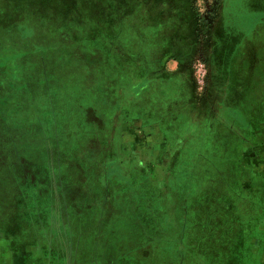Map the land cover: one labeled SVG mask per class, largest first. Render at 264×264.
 Returning a JSON list of instances; mask_svg holds the SVG:
<instances>
[{"label": "rangeland", "instance_id": "1", "mask_svg": "<svg viewBox=\"0 0 264 264\" xmlns=\"http://www.w3.org/2000/svg\"><path fill=\"white\" fill-rule=\"evenodd\" d=\"M148 1L0 0V231L8 228L3 221L10 224L24 216L16 207L23 203L21 197L28 199V209H33L31 204H47L51 209L54 203L46 186L53 183L55 191L66 199L60 205L57 201L56 206L74 212L71 218L81 217L76 226L78 244L88 252L96 251V264H188V250L193 249L196 236L203 238L205 264H240L253 250L256 230V236L264 238L258 231L260 225L264 228V124L255 123L264 119L261 110L255 114L258 105L251 98L249 103L232 104L234 111L243 107L248 122L235 121L232 129L199 127L196 131L204 137L198 134V138L185 141L177 166L171 160L160 178H153L152 171L133 156L118 154L120 129L141 113L146 115L153 107L171 108L175 112L170 116L176 113L175 119L170 117L174 126L188 119L191 104L188 86L183 87L174 77L164 78V82L154 76L140 79L138 87L148 88L143 98L131 96L127 90L120 92V84H136L130 73L148 62L158 68V56L165 49L159 44L160 36L171 35L164 26L160 28L164 21H159V16L167 8L151 7L149 16L153 18L148 24L142 20L147 19ZM193 5L198 17L194 24L201 30L198 40L206 53L195 60L208 64L209 48L215 45L212 29L218 22L238 39H264V30L259 29L264 22V0H194ZM155 28H160L161 34H156ZM221 30L214 34L216 40ZM151 49L156 52L152 57H141ZM115 61L131 66L119 77V84L110 86L109 69ZM194 88L200 95L196 99L201 100L202 91L196 83ZM132 109L134 115L124 114ZM232 112L227 118L236 120L238 112L235 116ZM251 112L257 119H252ZM160 114L166 113L161 110ZM214 121L219 123L216 118ZM174 133L175 137H188V126L176 128ZM217 135L223 137L221 143ZM235 135L240 138L236 143L225 140ZM104 140L111 141L107 145ZM111 143L113 157L105 149ZM166 147H156L160 157ZM100 175L108 176V194L103 200L110 202L88 204L94 201L89 200L87 191ZM25 179L34 191L16 193L15 183L22 186ZM102 185L97 186L104 188ZM47 207L29 216L37 226L20 227L31 243L38 237L28 236L27 228L40 227L38 233H49L39 225L48 220ZM90 220L94 221L91 227L96 229V239L88 237ZM3 236L0 233V239ZM62 236L61 249L67 238ZM5 248L0 240V249ZM179 252L184 255L182 260Z\"/></svg>", "mask_w": 264, "mask_h": 264}, {"label": "crops", "instance_id": "2", "mask_svg": "<svg viewBox=\"0 0 264 264\" xmlns=\"http://www.w3.org/2000/svg\"><path fill=\"white\" fill-rule=\"evenodd\" d=\"M145 3H147L146 7L148 9L147 19L145 20L142 18V20L146 21V24H148L153 18L149 16L153 9H168L165 13L162 12L160 16L158 14L155 21L158 20L159 16V21H164L163 23L160 22V28H163L164 26L169 30V34L171 35L170 37H168L167 34L160 36L159 44L161 47H165V49L162 53L160 51L161 54L158 56L159 60L156 62L158 68L153 69L148 62L146 67H141L142 69L139 68V71L136 70L134 73H130L129 75L135 76L136 84L133 85L130 83L126 86L120 84V86H122L120 92L123 93L127 90V93L129 92L131 96L136 95L143 98L148 88L144 86H141L140 88L138 87L139 85H142L140 79H144L145 76H154V80L164 82V78L171 79L174 77L183 87L185 85L188 86V97L192 105L190 104L188 108V119L185 118L184 121L181 122L182 124H176L174 120V126H171L170 124V117L175 119L176 113L170 116V112H175V110L171 111V108L159 109L153 107L148 114L144 115L141 113V117L132 120L130 125L128 124L122 130L120 129L119 136L117 137V145L119 155L123 153L133 156L140 165H143V167L152 171L153 178H160V176H164L166 167L171 163V160H174V162H176L175 166H177L179 160L176 158L182 154L180 150L185 141L198 138V134L199 137L202 136L200 134L201 132L196 131L199 127H207L209 130L215 125L217 128L219 127V129L225 127H227L226 129H232L234 128L233 123L235 121H249L243 117V107H239L238 111H234L232 109V104H238L239 102L241 103V101L249 103L248 100L251 98L255 106L258 105V107L253 109L255 114L257 109L261 110L264 119V39L261 37L263 40H258V42L254 38L247 40L244 36L238 39L235 36V33L224 25L221 26L219 22L214 25L212 34L213 38H215V45L214 47L209 48L210 50L208 54H210V60L206 57L210 68L209 90L204 97L201 96V100H197L196 98L200 95H198L197 90L194 88L195 83L191 66L195 58L199 54H204L205 51L202 43L200 45L198 40L201 30L194 24L193 0H151ZM151 7L152 10H150ZM169 13H172V17L168 16ZM220 27L222 30L217 32V41L214 34L216 35V31ZM160 28L158 30L155 28L156 34H161ZM259 29L264 30V22L260 24ZM141 40L145 41L146 39L142 37ZM142 43L141 45H143ZM153 52L154 49H151V51H144L141 57H152ZM114 63L116 65H114ZM130 66L129 62H112L109 69L110 77H108V80L112 83L110 86L113 84H119V77L127 74ZM148 66H150L151 69ZM126 87L127 89H125ZM135 89H137L136 92ZM151 90L152 92L154 91V89ZM151 90L148 91V96L151 95ZM161 91L163 90L159 88V96L165 101L164 97L160 95ZM236 107H238V105ZM121 109L122 108L119 109L120 114H123ZM161 110L165 111V116H161ZM132 111L133 109L125 111L124 114L128 116L134 115L135 112ZM230 111H233L232 115L234 116V112H238L236 113V120L227 118L229 116L227 114ZM155 114L156 117L153 118ZM251 114L254 116V113L251 112ZM256 116L257 115L252 117V119H257ZM152 118L154 121L148 124L149 120ZM215 118L218 119L219 123H214ZM203 120L205 121L206 126L204 125ZM256 122H258V125L260 126L264 124L263 120L255 121V123ZM101 124L102 123H100V125ZM187 126L188 137H175L174 132L176 131V128H186ZM116 127L115 129H117ZM163 128L165 129L163 130ZM248 128H251V126H248ZM169 135L173 136L169 137ZM170 138H175L172 143L168 141ZM110 139L113 140V137H110ZM222 139V136L217 135V142L220 140L219 143H221ZM237 139H240L238 135L236 137L227 136L225 140L230 142L231 140L235 141ZM111 140H104V142L108 145ZM233 143H236V141ZM161 145H166V148L168 149L167 152L162 154V157H160L159 149H156L157 146ZM105 149H107V152L111 157L114 156L113 154H115V151L113 150L112 143L110 146H106ZM192 153L194 155H200L194 152ZM159 157L161 162L158 164L157 160ZM239 159L240 158L238 157V160ZM125 165L127 166L128 162H126ZM10 175L12 176L9 177L15 182L16 178H14V174ZM60 176L61 175L58 174V177ZM107 177V175H100V179L95 180L91 184V189L87 191V195H89V200L94 202L90 201L91 203L88 204H108V202H110L107 199L103 200L108 194ZM17 183L19 184L18 181ZM17 183H15L17 189L16 193H28L34 191V189H31L33 188L31 187V182L29 184L27 180L25 189H23L22 186H18ZM103 183L104 188H102ZM97 185H101L102 187L98 188ZM52 186H54L53 183L50 187L46 186L47 193L54 203L50 204L51 209L47 207V204L45 206H43V204H40L39 206L31 204L33 209H28V199L23 197V203H20L16 207L24 211V216L22 215L18 219L15 218L10 221L11 225L8 222L9 220H5L6 222L3 221L5 225H8L9 229L4 227V231H0L1 235L3 234L6 236H3L0 240H3V243L7 246L5 249H0V264H96V251L89 249L88 252L86 246L81 247L80 243L78 244L79 236L77 235L76 226H78L81 217L71 218L70 214H74V212L67 213L65 209L63 212L60 206H56L57 201L60 205V203L66 201V199L63 193L59 194L55 191L56 187ZM93 188H97L95 192H93ZM77 189L78 188L75 189V192ZM98 192H100L101 195L98 194ZM41 193H43V190ZM75 198L76 196H74L73 202ZM71 206L74 208L75 205L71 204ZM46 207L47 210H50L48 212L46 211V217H48V220H46L45 223L40 221L39 225L46 227L44 228L45 232L48 231L49 233H38L40 227H35L34 229L31 228L30 230L27 228L26 231L28 236L34 235L35 237H38L36 238L37 240H35L37 241L36 243H31V239L24 234V231L22 232L20 227L26 225L30 226L31 224L37 226L38 223H34L32 219L33 217L30 219L29 216L33 214V211H38L43 208L45 209ZM26 218L27 221L25 220ZM41 219L42 217L40 220ZM88 223L90 225L89 231L91 232L88 237L96 239V229H92L91 227L94 225V221L92 220L91 222L90 220ZM16 226L18 228H16ZM47 228L48 230H46ZM258 231L264 233V228L260 225ZM17 232L20 233L18 234ZM59 232H61L62 235H67L66 240H63L62 249L60 248L59 239L63 236L60 235ZM256 234L257 230L256 233L253 234V250L251 252L249 251L247 259L244 258V261L241 259L242 262L240 264H264V238L262 239L259 237V234L258 236H256ZM192 241L195 242L193 249L188 250V264H205L204 257L202 256L204 251L202 245L203 238L196 236ZM188 246L190 247L189 244ZM179 254V258L182 260L184 255L181 252H179ZM180 264L182 263L180 262Z\"/></svg>", "mask_w": 264, "mask_h": 264}, {"label": "built area", "instance_id": "3", "mask_svg": "<svg viewBox=\"0 0 264 264\" xmlns=\"http://www.w3.org/2000/svg\"><path fill=\"white\" fill-rule=\"evenodd\" d=\"M195 1L196 3H198L201 0H195ZM192 66H193V77L195 83L198 89H200V91H203L206 86L207 75H208L206 63L202 60H195Z\"/></svg>", "mask_w": 264, "mask_h": 264}, {"label": "trees", "instance_id": "4", "mask_svg": "<svg viewBox=\"0 0 264 264\" xmlns=\"http://www.w3.org/2000/svg\"><path fill=\"white\" fill-rule=\"evenodd\" d=\"M194 1V0H193ZM193 12H194V19L196 20L198 17H197V12H196V10H195V7H194V5H193ZM198 23H199V21H198ZM196 25V24H195ZM18 109V108H17ZM17 114V113H16ZM0 137H2L1 136V131H0ZM3 160V158H1V161ZM19 178V177H18ZM26 178V177H25ZM20 179V178H19ZM26 179H28V178H26ZM26 179H25V181H24V183H21V185H22V188L23 189H25L26 188ZM29 180V179H28ZM18 186H19V184H18ZM19 193H21V192H19ZM25 193V192H24ZM21 197V196H20ZM22 199H24L23 197H21ZM27 200V199H26ZM28 201V200H27Z\"/></svg>", "mask_w": 264, "mask_h": 264}, {"label": "flooded vegetation", "instance_id": "5", "mask_svg": "<svg viewBox=\"0 0 264 264\" xmlns=\"http://www.w3.org/2000/svg\"><path fill=\"white\" fill-rule=\"evenodd\" d=\"M207 70H208V75H207V81H206V86L204 88V90L201 93V96L204 94H207L206 92H208V88H209V81H210V68L209 65L206 64Z\"/></svg>", "mask_w": 264, "mask_h": 264}]
</instances>
